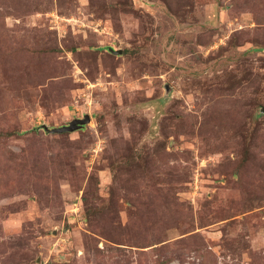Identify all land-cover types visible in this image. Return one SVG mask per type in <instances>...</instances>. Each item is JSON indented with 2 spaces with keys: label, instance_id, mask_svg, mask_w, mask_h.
Segmentation results:
<instances>
[{
  "label": "rangeland",
  "instance_id": "obj_1",
  "mask_svg": "<svg viewBox=\"0 0 264 264\" xmlns=\"http://www.w3.org/2000/svg\"><path fill=\"white\" fill-rule=\"evenodd\" d=\"M0 264H264V0H0Z\"/></svg>",
  "mask_w": 264,
  "mask_h": 264
},
{
  "label": "water",
  "instance_id": "obj_2",
  "mask_svg": "<svg viewBox=\"0 0 264 264\" xmlns=\"http://www.w3.org/2000/svg\"><path fill=\"white\" fill-rule=\"evenodd\" d=\"M89 120H90V115L85 114L84 117H82V118H75V119L71 120L68 125H63V126H59V127L54 128V131H58V132L72 131L78 127H81L85 123L89 122Z\"/></svg>",
  "mask_w": 264,
  "mask_h": 264
},
{
  "label": "trees",
  "instance_id": "obj_3",
  "mask_svg": "<svg viewBox=\"0 0 264 264\" xmlns=\"http://www.w3.org/2000/svg\"><path fill=\"white\" fill-rule=\"evenodd\" d=\"M24 132H26V131H24ZM18 133V132H17Z\"/></svg>",
  "mask_w": 264,
  "mask_h": 264
}]
</instances>
